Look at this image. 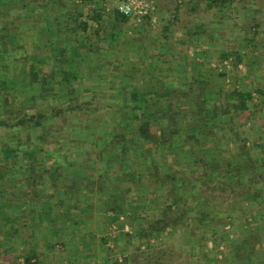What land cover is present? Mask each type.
<instances>
[{"label":"trees","instance_id":"16d2710c","mask_svg":"<svg viewBox=\"0 0 264 264\" xmlns=\"http://www.w3.org/2000/svg\"><path fill=\"white\" fill-rule=\"evenodd\" d=\"M208 1L210 6L219 9L221 15L228 5L233 4V0ZM19 2L24 12L38 23V32L34 37L38 41V60L30 57L33 67L29 72V85L38 84V116L20 118L14 124L0 115V130L38 127V147L34 150L20 143L14 148L4 146L1 154H7L6 160L16 159L21 151L30 156L24 155L27 160L34 161L36 151L45 152L48 144L54 150H66L63 144L71 135L79 140L71 141L67 148L79 151L81 149L74 145L79 144L84 135L89 133L101 137L98 138L97 150H103L102 142L107 151L114 154L115 161L122 165L124 188H141L146 184L144 182L152 187L148 193L139 192L138 200L142 207L147 194L152 195L156 203L161 198L166 201L161 218L150 222L139 234L183 229L193 224L195 227H211V233L219 235L226 233V227H235L242 219L246 220L244 225L247 227L256 222L260 214L264 215V194L259 192L264 185V156L256 152L263 144L258 140L255 146H249L248 137L241 132L246 124L251 126V123L258 122L262 114L259 105L254 102L248 78H245L246 90L235 86L226 90L223 84L229 78L227 73L220 67L209 70L207 64L211 62L204 60L203 68L197 70V77L193 75L197 79L174 84L166 92L151 85L147 92L134 88L130 83L131 77L127 78L126 73L127 82H122V88L117 93L123 101L118 100L117 109L111 108L102 124L101 112L92 108L94 102H84L82 94H73L75 84L80 81L81 64L78 59H83L86 53L88 60L94 57L100 62V56L104 55L107 57L106 66H111L108 47L102 43L114 45L120 37L119 27L126 25L130 17L119 14L108 0ZM84 8L88 9L86 14L80 12ZM1 16L5 18L3 13ZM153 16L158 20L156 11ZM140 21L145 27L152 23V16H144ZM11 24L14 25L15 21ZM19 29L22 31L16 36H22L20 32L25 31L22 26ZM0 33V57L5 59L11 54L6 50L11 40L3 26ZM64 43L69 45H60ZM43 50L46 54L40 57ZM219 61L220 64L229 62L231 71L238 70L242 64L241 55L235 52H223ZM98 67L99 70L104 68L102 62ZM96 72L91 69L88 78L92 80ZM112 72L115 73L114 70ZM230 82L233 83L234 79ZM63 87L67 88L65 93L61 91ZM211 97L214 103L208 99ZM2 99L4 103L5 97ZM168 100L172 106H169ZM53 103L57 106H52ZM183 103L186 110L182 108ZM40 104L45 105L44 110L39 108ZM173 106L178 110H173ZM75 117L89 124L73 125ZM58 119L64 122L56 124ZM66 132L71 134L66 136L69 134ZM191 133L192 136L188 135ZM90 147L93 151V144L90 143ZM252 198L256 200L252 201ZM120 209V215H127L128 209ZM168 211L173 219L166 218ZM241 227L237 231V234H242L238 241L229 244L223 241V244L233 246L236 252L247 249L249 257L245 260L249 259L246 262L249 264L253 262L255 248L260 244L256 237L261 234L258 231L260 227L256 226L254 230L247 228L246 231ZM193 234L196 235L194 231ZM35 258H38L37 255L31 253L24 257V263L32 264Z\"/></svg>","mask_w":264,"mask_h":264},{"label":"rangeland","instance_id":"374dc122","mask_svg":"<svg viewBox=\"0 0 264 264\" xmlns=\"http://www.w3.org/2000/svg\"><path fill=\"white\" fill-rule=\"evenodd\" d=\"M154 1L157 5V23L154 24L152 22L138 31L137 28L141 27L138 24V26H135L130 21L123 26L124 32H132V36L129 35L127 38L135 37L137 32L143 51L152 52L154 49L160 48L161 44L164 45L168 38L169 41L176 43L177 41L175 40H178L177 38L182 34L184 38L180 39V41H187L188 56L190 58H199L201 56V58L211 62L207 64L209 70H212L213 66H221L219 60L223 52L239 53L242 64L238 70L231 71L230 69L231 72L229 70L226 72L229 78L225 79L223 85L226 90H232L233 86L246 90L248 86L245 83V78L249 79V89L254 93V102L259 105V110H261L262 114L259 115L258 122L251 123V126L246 124L241 132L248 137L249 146L253 147L258 140L261 141L263 145L256 152L258 151L259 155L262 154L264 156V0H233L235 6L232 4L234 7H231L230 12L225 9V13L222 15L219 9H214L213 13H211L207 7L209 6L208 0H202L200 2L201 6L196 0ZM239 3H259L261 11L251 13L247 8L241 11L239 8H244V6L241 7ZM195 5L198 7L193 9ZM23 12L24 10L19 0H0V29L2 26L7 29V35H9L11 40L6 47V50L11 51V54L7 55L5 59H2L4 58L2 56L0 57V115L10 119L12 123L30 115L38 116V84L29 85L31 81L29 72H32L30 67H33L31 58L38 60V41L34 38L38 32V23L33 20L29 13ZM80 12L86 14L88 9L84 8ZM2 13L5 18L1 16ZM14 21L15 24L12 25L11 22ZM169 25H171L169 30L172 31L171 34L165 31V28ZM19 26L27 28L23 33L20 32L22 36H16L19 31H22ZM195 30L201 31L198 34H194ZM255 30L258 31L256 35ZM211 33H213L212 40L210 38ZM1 35L2 33H0V40ZM18 38L20 40H17ZM201 38L203 39L202 44H199V42L197 44L192 43L195 42L194 40L198 41ZM177 45L182 47L183 51L186 48L178 44V42ZM159 52H161L159 54L165 55L166 50ZM45 54L46 50H43L39 55L42 57ZM114 55L115 53L109 56L113 61ZM171 55L176 56L177 54L172 52ZM169 59L167 57V59L165 58L162 61ZM45 70L48 72L49 69L46 68ZM231 79H234L233 83L230 82ZM18 86H26V88H17ZM3 97L6 99L4 103L2 102ZM22 129L0 130V161L2 163L0 164V264H25L24 257L26 253L23 252L29 248L23 249L20 245L19 236L22 238L24 236L33 237L34 235V231L24 230V222H22V225H20L21 222H7L9 215L6 216L11 210V206L9 207L6 203L9 197H13L11 192L15 191L14 195H17L18 192H21L18 191L19 184H27L26 181L20 183L17 181L21 178L25 179L24 174L18 175V178L15 175L18 173L19 168L22 169L24 166H28L31 160L27 161L21 152L18 153L16 159L6 160L4 155L1 154V150L4 146L10 145L14 148L18 143L25 144V146L27 145L34 150L38 147V127L26 128L25 132ZM238 132L240 133V131ZM47 148L50 150L52 145L48 144ZM36 159L38 160V157ZM12 170L17 173L12 174ZM14 176L17 178V187L15 185L12 186L13 183L10 184V180ZM31 178H37V175L33 174ZM10 186L13 187L12 190L9 189ZM261 186L259 192L264 194V185L262 184ZM32 187L23 186L25 192L22 196L26 197L28 194V197H30L29 192L33 191ZM118 195L125 202L121 205V208L123 210L128 209L133 215L131 217L128 214L120 216L118 223H112L114 218L109 221V219L103 220V217H100L101 219L97 217V220L91 224L94 232L91 234H106L105 240L107 244L102 246L100 255L97 254L98 257L95 256V262L92 259L88 260L85 258L83 260V258H80L83 261L80 260L79 264H246L249 261V259L245 260L249 257L247 249H240L239 252H236L233 251V246L223 244V241H228V244L232 241H238L242 234H237V231L241 230L239 226L241 227L242 225L245 231L247 228L254 230L256 226L260 227L258 231L261 234L256 236L260 244L256 246L253 262L249 264H264V215H260L256 222L253 221L247 227L244 225L246 220L242 219L241 222L235 224V227H226V233H220L219 235L212 234L213 229L211 227L203 226L204 228H202L200 225L195 227L193 224L183 229H167L165 232L156 233L151 231V234L149 232L147 234H139L143 228H147L152 222L161 218L167 204H164L163 199H161L153 205L150 203L149 207H142L140 201H135L136 195L133 191L126 192L121 190ZM255 200V198H252V201ZM126 202H133V205L127 206ZM95 203L96 201H94V205ZM92 209L95 210V208ZM92 213L94 212L92 211ZM171 217L172 214L168 211L166 218L173 219ZM74 227L75 231L72 234H86L77 232L78 230L76 229L78 227ZM80 227L82 229L86 228L82 225ZM100 227L102 232H96ZM7 228L12 232L19 229V235L13 236L17 244L16 248L12 244L9 245L8 241H6L5 232ZM44 228L45 232L49 229L46 225ZM193 231L196 235L193 234ZM243 235L249 236L251 234ZM101 241L103 240L101 239ZM26 246L27 244L24 243V248ZM65 256L56 252L54 258L50 257L49 261V256L39 255L43 259L42 263L44 264H61L67 261L63 259ZM79 257L76 256L77 260H79ZM32 264H38V261H33Z\"/></svg>","mask_w":264,"mask_h":264},{"label":"crops","instance_id":"0c3cea01","mask_svg":"<svg viewBox=\"0 0 264 264\" xmlns=\"http://www.w3.org/2000/svg\"><path fill=\"white\" fill-rule=\"evenodd\" d=\"M196 1H198L199 6H201L200 2H202V0ZM233 4L235 6V3ZM234 6L228 5L226 11L230 12L231 7L233 8ZM240 6H244V8H239L241 11L245 10V8L250 10L251 13H258L261 11L259 3H242ZM197 7L198 6L195 5L193 9H196ZM207 7L211 13L216 9L210 5ZM130 21L133 22L135 26L139 25L141 27L137 28L138 31L143 29L141 21L137 18L130 17L129 22ZM123 26L119 27L120 37H118L114 45L108 46L106 43H102L104 46L108 47V55H113L115 53L113 56L114 61L112 59L109 61L112 66H106L107 57L104 55L100 56V62L104 65V68L101 70L98 69L100 68L98 67L100 62L97 58L93 57V59L88 60L87 54L85 53L82 57L83 59H78L81 64L78 74L80 81L78 84H75L76 90L73 94L75 96L82 94L84 96V102H94L95 105H93L92 108L101 112L100 116L102 117V124L105 123L104 121L105 118H107L108 111L111 110V108L117 109L119 101H123V99L117 97V93L122 88V82H127L128 76L131 77L130 83H132L134 88L148 92L152 85V87L154 86L159 91L166 92L170 91L174 84L179 85L180 83L194 80L198 74L197 70L203 68L202 63L205 60L201 58V56H199V58H190L188 56L186 46L187 41H180V39L184 38L182 34L179 35L177 38L178 40L175 41L186 47L184 51L182 47H178L177 42L169 41L168 38L164 45L161 44L160 48H156L152 52H144L141 40L137 36L138 33L136 32V36L131 39L127 38L132 32H124ZM24 29L27 30L26 27H24ZM169 30H167V32L171 34L172 31ZM200 31L201 30H195L194 34H198ZM210 38L211 40L213 39V33L210 34ZM202 40V38L198 39V41L194 40L195 42L192 43L197 44L199 42V44H202ZM60 45L66 47L69 44L64 43ZM164 49L166 50L165 55L159 54L161 53L159 51ZM172 52L177 55H171ZM167 57L170 59L162 61L165 60V58L167 59ZM224 64L225 63L221 64L220 70L226 73L228 70L230 71V66H225ZM216 67L217 66H213V69ZM91 69L97 71L92 80L88 78V72ZM112 70H114L115 73L112 72ZM193 72L194 74H192ZM126 73H128L127 78L125 77ZM193 75L195 76L194 78ZM148 83H150V85L144 87ZM20 87L24 89L26 88V86H18L17 88ZM66 89L67 88L63 87L61 91L65 93ZM208 99L211 103H214L215 101L213 97ZM169 101L170 100H168V104ZM51 105L57 106V103ZM170 105L171 104H169V106ZM175 107L176 106H173V110H178V108ZM39 108L44 110L45 105L40 104ZM182 108L184 110L187 109L185 103L182 104ZM85 121L75 117V119H73V125L79 123L84 125L89 124ZM63 122L64 120H56V124ZM112 122L115 123V120ZM16 123L17 122L14 124ZM31 128H34V126ZM27 129L22 130L25 132ZM70 134L71 133L66 134V136ZM188 135L192 136L193 134L191 133ZM98 138L100 139L101 137L89 133L84 135V137H81V142L74 145L81 149V151H79L72 147V149L67 148L68 146L70 147L69 144L71 141L78 142L77 140H79L76 136L71 135V137H67L66 143L63 144V147L66 148V150H54L53 146L48 150L46 146L47 151H36L35 158L33 159L38 157V160L36 159V161L29 162V165L24 166L22 169L19 168L17 171L18 173L14 170L11 172L12 174L17 173L15 175L17 178L18 175L20 176L21 174H24L25 179L21 178L17 181H19V183L26 181L27 184H19L18 191L21 192H18L17 195H14V193H16L15 191L11 192L13 197H9L6 202L9 207H12H10V213L6 215H9L7 222H21L20 225L24 222V230L34 231L33 237L24 236L21 238V236H19V238L21 240L20 245L23 249L29 248L26 249L27 251L23 252L26 253L25 256H28L31 253L36 254L38 258H35L36 260L34 259L33 261H38V264H44L42 263L43 259L39 257V255L49 256L48 258L50 261L51 258H54L56 252L58 254L66 255L63 259L67 261L61 264H79L80 260H82L80 258H83V260L86 258L88 260L92 259L93 261H96L95 256L98 257L97 254L100 255L102 246L107 244L105 240L107 235L91 234L94 233L91 224L97 220V217L99 219H101L100 217H103V220L109 219V221L111 218H114L112 223H118L120 221V216H123L119 214L121 210L120 208L125 202L119 198V191H133L136 195L135 201H139V192L143 190L148 193L149 189L152 188L144 181L143 182L146 183L144 184V187L140 188L135 186L134 188H124L122 181V165L115 161L114 154L107 151L102 142H100V144L103 145L102 149L106 151L97 150L99 148L97 143ZM90 143L93 144V151L90 147ZM10 147H12V145H10ZM85 148L87 150H83ZM21 153L23 156L27 155V157L30 158L25 152ZM6 157L7 154H4L5 159ZM9 158H11V156ZM33 174L37 175V178H31V175ZM15 176L10 180V184L13 183L12 186L15 185V187H17L18 183ZM27 176L28 178H26ZM12 186H10L9 189L12 190ZM23 186L28 188L33 186V191L29 192L31 195L30 197H28V194L26 197L22 196L25 192ZM161 199H159V201ZM94 201H96L95 205ZM163 201L165 204V199H163ZM150 203L153 205L156 203V200L152 195L147 194L144 207H149ZM126 205H133V202H126ZM92 208H95V210ZM92 211L94 213H92ZM127 214L128 216L133 215L131 211H128ZM45 225L49 228L47 232H45ZM81 225L85 226L87 229H82L80 227ZM74 226L78 227V229H76L78 230L77 232L86 234H72L73 231H75ZM18 230L12 232L7 228L5 232V238H7L6 241H8L9 245L12 244L15 248L17 244L15 243L13 236L19 235ZM96 232H102L101 227ZM101 239L103 241H101ZM24 243L27 244L25 248ZM76 256H80L78 258L79 260H77Z\"/></svg>","mask_w":264,"mask_h":264},{"label":"built area","instance_id":"2783aa9c","mask_svg":"<svg viewBox=\"0 0 264 264\" xmlns=\"http://www.w3.org/2000/svg\"><path fill=\"white\" fill-rule=\"evenodd\" d=\"M113 3L119 14L134 17L141 20L144 16H152V22L157 23L154 15L156 11V3L154 0H108ZM229 65V62H225Z\"/></svg>","mask_w":264,"mask_h":264}]
</instances>
